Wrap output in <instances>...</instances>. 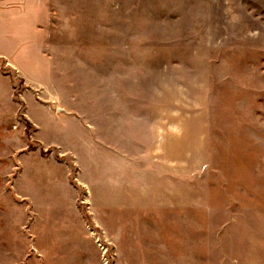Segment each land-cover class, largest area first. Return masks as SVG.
Wrapping results in <instances>:
<instances>
[{
	"label": "rangeland",
	"instance_id": "rangeland-1",
	"mask_svg": "<svg viewBox=\"0 0 264 264\" xmlns=\"http://www.w3.org/2000/svg\"><path fill=\"white\" fill-rule=\"evenodd\" d=\"M132 5L53 10L39 85L0 58V264H34L30 229L49 223L47 206L32 224L13 193L15 179L31 188L30 169L50 167L29 151L83 181L121 178L131 194L78 200L99 264H264V11L249 0ZM255 29L263 41L244 35ZM34 98L86 125L66 140L77 155L28 140L25 112L44 118ZM113 114L134 131L114 136Z\"/></svg>",
	"mask_w": 264,
	"mask_h": 264
},
{
	"label": "crops",
	"instance_id": "crops-1",
	"mask_svg": "<svg viewBox=\"0 0 264 264\" xmlns=\"http://www.w3.org/2000/svg\"><path fill=\"white\" fill-rule=\"evenodd\" d=\"M134 1L132 0L133 5ZM249 1L264 11V0ZM123 2L124 0H116L114 5L123 6ZM106 6L117 8L110 3L105 5V0H65V2L64 0H0V58H7L28 84L39 85L48 78L49 66L46 64V56L49 55L45 53L44 48L50 36L53 10L62 8L91 10L104 9ZM129 11L131 13V6ZM128 18L131 22V15ZM247 22L250 23L249 20ZM87 23H91V21L88 20ZM253 31L251 34L255 38H250L248 31L244 34L246 38L255 39V42L263 41L261 31L258 29ZM56 95L59 98L58 92ZM58 98L52 99V103L62 105L64 101L62 100V102L61 98L58 101ZM23 99L25 102H29L25 98ZM31 102L39 109L44 118L37 119L27 111L25 112L26 120L33 126V133L30 134L28 140L35 141L38 149L42 146L63 147V152L77 155L81 151V147L78 148L74 144L68 145L66 140L71 137L73 138L72 142H75L74 136L77 134L79 141L78 133L88 129L81 119L66 114V112H50L35 98ZM115 118H117L118 124L113 126L114 136L120 139L134 131L131 124L123 123V127L120 125V114H113L114 121ZM41 121L47 122V125L44 124L48 130L47 134L41 132L43 127ZM126 130L129 132L124 134L123 132ZM31 154H35L39 160L50 166L45 170L41 167L30 169L33 171L31 173L33 177L30 179V182H33L31 183L33 187L30 188L26 184L27 182L20 185L17 179L13 185V193L27 200L31 205L34 217L32 224L38 216L36 214L38 207L47 206L49 208L48 226L30 229L34 248L33 263L99 264L98 248L90 239L86 229L87 225L85 226L81 209L78 206V200L81 195L87 199L86 192L88 190H96L99 199L106 201L102 207L114 202L131 204V201H134L131 194L126 192L121 178L113 177L112 181L109 180L106 183L91 182L87 179V181H83V177L81 179L72 173V166L59 163L55 158L46 162L36 151L25 152L23 155ZM50 162L53 163L52 167ZM81 173L84 175V170ZM97 173L95 168H91L89 176H99L100 173ZM36 184L39 185L38 190L35 188ZM36 191L38 192L37 196ZM37 199H40L42 204L36 202ZM106 208L104 207V209Z\"/></svg>",
	"mask_w": 264,
	"mask_h": 264
}]
</instances>
